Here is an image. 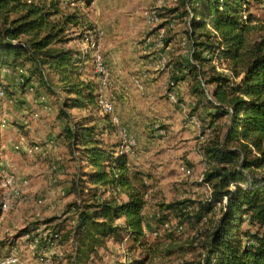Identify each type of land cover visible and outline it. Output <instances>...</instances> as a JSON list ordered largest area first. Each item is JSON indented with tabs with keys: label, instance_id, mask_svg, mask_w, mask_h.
Returning a JSON list of instances; mask_svg holds the SVG:
<instances>
[{
	"label": "trees",
	"instance_id": "16d2710c",
	"mask_svg": "<svg viewBox=\"0 0 264 264\" xmlns=\"http://www.w3.org/2000/svg\"><path fill=\"white\" fill-rule=\"evenodd\" d=\"M251 1L181 0L179 14L186 18L192 48L185 62L174 63L173 68L181 71L175 80L191 77L198 82L202 68L211 62L206 55L221 45L220 57L235 77L240 76L232 84L216 72L205 81L213 85L210 92L219 103L204 100L212 109L210 122L224 117L222 106L233 110L222 135L202 144L209 166L203 180L211 186V199L199 201L196 210L189 200L161 203L156 214L160 227L169 223L170 212L192 228L206 224L200 233L204 236L201 257L183 264H264V24L250 11ZM61 2L0 0V71L24 68L27 76L20 85L36 77L41 86L54 89L53 79L63 94L57 117L66 119L63 137L82 167L70 183L75 224L69 237V264H88L90 255L108 238L120 245L128 240L131 249L139 248L140 257L121 264L170 257L183 246L176 243L173 231L166 234L163 248L149 241L144 207L151 190L147 178L152 176L134 168L128 153L119 150V141L106 136L116 132L111 122L104 123L108 117L98 103L97 83L85 72L88 58L66 46L67 26H77L79 16L63 11ZM176 11L178 7L168 10ZM206 23L218 38L208 32ZM72 109L82 115L72 116ZM231 183L234 189L229 188ZM28 230L29 226L19 233ZM152 235H158L156 229ZM59 243H64L63 235Z\"/></svg>",
	"mask_w": 264,
	"mask_h": 264
},
{
	"label": "rangeland",
	"instance_id": "374dc122",
	"mask_svg": "<svg viewBox=\"0 0 264 264\" xmlns=\"http://www.w3.org/2000/svg\"><path fill=\"white\" fill-rule=\"evenodd\" d=\"M61 7L67 13L75 11L80 19L77 26H67L65 33L68 42L66 46L73 47L82 54L80 35L87 31L101 30L103 32L100 51L110 72L111 87L116 92L119 86L129 93L131 90L134 92L132 77L139 71L140 61L149 55H146L142 49V42L148 35L143 15L149 8L159 7L161 11L162 25L166 28L164 43L165 46L170 47V49H166L165 54L170 59L172 66L179 60L185 62L192 48L187 34L186 18L179 14L182 10L181 0H62ZM177 7L178 11L168 12L169 9ZM250 11L256 15L259 23L264 24V0H252ZM184 36L188 37L187 44H182L181 39ZM87 53L88 69L85 72L96 81L91 61L92 52L89 50ZM211 65H213L212 62L202 68L198 82H195L191 77H186L179 80L184 83H179V89L177 87L182 100L199 118L201 132L206 135L203 143H209L216 134L221 136V128L225 127L228 120L227 117H222L216 123L210 122L209 112L206 111L211 107L204 103V96L198 89L200 88V79L206 83L205 81L210 75L218 72L215 66ZM120 71L121 73H119ZM122 73L125 74L122 75ZM117 75H121L125 79L117 81ZM238 81L237 79L230 82L235 84ZM33 82L34 91L28 93L24 85L18 84L17 75H7L0 71V86L5 92L4 96L0 97V164L4 173L25 176L28 180L27 199L25 202L13 203L11 209L5 213L2 217V231L6 229L7 234H19L21 229L32 225L35 220L50 222L57 226L63 235L64 243L60 245L58 242L59 250L62 251L58 264H69L68 255L71 250L69 237L72 235L75 224V214L69 206L74 200L73 195L70 194V183L72 177H75L78 172L80 159L77 154H70L68 144L63 137L66 119L57 117L59 103L63 95L60 88L57 87V83L52 79L51 84L55 88L48 89L41 86L36 77ZM207 87L209 91L213 90L212 84H207ZM194 93L202 100H196L195 98L198 97L193 95ZM40 95L45 96L46 102L34 103L33 99ZM164 97L165 105H169L177 114L176 106L169 102L165 95L162 96V98ZM41 104H46L50 108L48 114L39 117L40 119H32V113L38 110ZM69 113L72 116L82 115L77 109H72ZM39 120H43L45 126L42 129L33 128ZM120 121L122 122L121 118ZM108 122H110L109 117L105 119L104 123ZM184 125L179 117L175 118L174 125L162 124L165 134L162 137H155L156 140H152L149 135L150 131L147 128L150 125H144L143 128L136 130L132 128L133 133L136 134L137 146L132 150L133 156L129 155V161L137 170L148 172L152 176L147 178L151 190L148 192L144 207V218L148 227L145 230L150 234L149 241L156 242V245L163 248L166 243L164 241L166 234L169 233L168 231H173V235L177 238L176 243L183 246L182 251L174 250L170 257L156 259L148 264H183L184 261H197L203 251L204 236L201 237L200 233L203 234L206 224H197L192 228L187 221L179 223L174 212H170L167 228L156 225V214L161 203L189 200L194 202L193 207L196 210L197 203L206 200L205 187L197 181V176L203 171L206 164L202 151L203 143L198 147L196 131ZM110 134L112 135L113 132H108L106 136L109 137ZM48 137H54L57 140L61 159H56L57 154L29 156L23 152L15 151L13 148L19 142L24 144L40 143ZM52 163H58L56 172L58 181L54 185H49ZM36 164L40 166V173H31L34 172L32 167ZM181 164L192 167L193 175H183L180 171ZM79 168L82 169V167ZM257 173L263 174V171L259 170ZM36 177H40L38 181H35ZM30 187H35L32 194H28ZM59 189L64 190L65 193L59 194ZM3 190L0 187V194ZM42 194L46 196L47 201L40 209L36 210L33 208L34 200ZM13 214H16L17 217ZM216 215L212 212L211 219H215ZM180 224L182 226L180 232L175 231L174 227ZM154 229L158 232L157 236L152 235ZM190 242L192 243L190 244ZM173 247L175 248V246ZM124 256L138 258L141 254L139 248L131 249V243L128 240L120 245L115 243L112 238H108L103 245L97 247L96 252L90 255L88 264H121Z\"/></svg>",
	"mask_w": 264,
	"mask_h": 264
},
{
	"label": "built area",
	"instance_id": "2783aa9c",
	"mask_svg": "<svg viewBox=\"0 0 264 264\" xmlns=\"http://www.w3.org/2000/svg\"><path fill=\"white\" fill-rule=\"evenodd\" d=\"M187 9H189L187 7ZM159 7H151L144 12V24L147 29V37L142 42V49L145 54H149L155 57L156 67L161 70H165L171 74L166 83L165 96L169 102L176 106L180 113L182 122L196 131L198 147L205 141V134L201 132V123L199 118L187 104L182 100L178 92V81L176 77L181 74V71L175 70L171 64L170 59L165 54L166 49L164 38L166 35V28L162 25V17ZM206 29L208 32L218 38V33L206 23ZM103 38V32L101 30H95L93 32L85 33L81 39L82 55L87 56L88 51L92 52L93 70L96 77L97 90H98V103L101 111L108 115L112 126L115 129L116 135L119 139V150L125 153H132V150L137 146V139L133 133H131L125 124H122L118 115L115 113L114 100L111 98V77L109 69L106 65L104 57L100 51V44ZM182 44H187L188 37H182ZM191 43V42H190ZM81 48V49H82ZM223 46L221 45L211 54H207L206 57L215 66V69L226 76L230 81L239 80V77L232 75L231 69L225 65L223 58L220 57V51ZM3 74H15L17 75L18 84L24 82L27 76L24 68H17L12 70L10 68H3ZM136 87L140 90L143 89L142 83L138 79H134ZM25 90L28 93L34 91L35 85L33 81L25 84ZM205 100L211 102L214 105H219L216 102L209 91L207 84L200 79L199 88ZM5 94L3 88L0 86V97ZM40 102H46V98L43 95L38 97ZM10 101H12L10 99ZM221 108L224 109V117H229L232 113V107L230 105H224ZM45 111L50 108L45 104L43 106ZM34 117H37V113H33ZM4 120L1 125L3 126ZM153 137H162L165 134V130L162 126L155 122L152 127ZM54 137H48L44 141L32 144H24L22 142L16 143L13 148L15 151L23 152L29 156L39 155L46 156L57 154V160L61 159V156L57 153L58 144ZM203 171L197 176V181L205 187L206 200L211 199V186L209 183L204 182V174L208 170V164L206 163ZM58 170V163H52L50 166V179L49 185H54L58 181L56 172ZM180 171L185 176L193 175L192 167L181 164ZM28 186V180L25 176H14L12 174L4 173L3 167L0 164V187L4 190L0 194V264H58V260L61 259L62 251L59 249V240L61 238L60 229L50 222H43L35 220L32 225L29 226V230L22 233H8L7 230L2 231V217L7 213L13 203L25 202L27 199L26 188ZM235 184H230V189H234ZM64 190L59 189V194L63 195ZM47 201L46 196L39 195L34 200L33 208L38 210ZM227 198L223 196L222 204L226 203ZM219 205V204H218ZM190 209V208H188ZM38 214V213H36ZM206 217H204L205 220ZM169 223H165L164 227L167 228ZM175 231L180 232L181 225L174 227ZM155 234V232L153 233ZM130 258L124 256L122 263H128Z\"/></svg>",
	"mask_w": 264,
	"mask_h": 264
},
{
	"label": "crops",
	"instance_id": "0c3cea01",
	"mask_svg": "<svg viewBox=\"0 0 264 264\" xmlns=\"http://www.w3.org/2000/svg\"><path fill=\"white\" fill-rule=\"evenodd\" d=\"M168 48L170 49V47ZM139 66V71L132 77V85L136 94H134L132 90L131 93H129L126 89L123 90L121 86L117 88V92L116 90L113 91V87H111L110 94L111 98H113L114 102H116L114 105V107L116 108L115 113L118 115L119 119L121 118V123L125 124L131 133H133V129L136 130L138 128H143L144 125L148 124L150 125L147 128V130L150 131V134H148L150 135L152 140H156V138L153 137L151 130L153 123L158 122L161 126L165 123L174 125L175 118L179 117L181 120V116L179 111L176 114L169 105H165V97L162 98V96L165 95L166 83L171 74L165 70L158 69L156 67L155 57L152 55H147L146 58L141 60ZM119 73H121V71ZM124 74L125 73H122V75ZM116 78H118L116 79L117 81L119 79L122 80V78L125 79L121 75H117ZM134 79H138L142 83L144 89L138 90L134 83ZM179 83L183 84L184 82L178 81V85ZM137 92L143 96H140ZM33 102L37 104L41 103L38 98L33 99ZM43 106L44 104L39 105V109L34 112L37 113V117H34L32 113V119H40L39 117L48 114V111H45L43 109ZM209 111H211V109H207L206 112ZM43 126H45L44 121L39 120V122L34 124L33 128L42 129ZM134 136L136 137V134H134ZM109 138L110 140H115L116 142L119 141L115 133H113L112 135L110 134ZM59 150L60 147L58 146L57 153L59 152ZM133 154L134 152L128 153V155L130 156H133ZM32 168L34 172L32 171L31 173H40L41 169L38 164L34 165ZM39 178L36 177L35 181H38ZM34 189L35 187H30L29 190L27 189L28 194H32ZM17 215L19 214L17 213ZM17 215L15 214L14 216L17 217Z\"/></svg>",
	"mask_w": 264,
	"mask_h": 264
}]
</instances>
